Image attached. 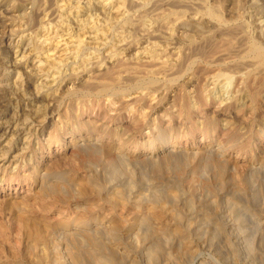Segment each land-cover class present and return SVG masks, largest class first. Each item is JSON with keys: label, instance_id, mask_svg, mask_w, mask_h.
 Here are the masks:
<instances>
[{"label": "bare ground", "instance_id": "bare-ground-1", "mask_svg": "<svg viewBox=\"0 0 264 264\" xmlns=\"http://www.w3.org/2000/svg\"><path fill=\"white\" fill-rule=\"evenodd\" d=\"M25 1L20 6L16 0H0V187L11 183L19 186L17 170L30 163L31 155L37 151L38 140L37 137L32 139V136L34 138L38 132L40 137L44 135L47 153H51L50 145L59 142L53 137L51 143L50 131L44 127L50 120L47 121L48 117L57 114L58 124L55 127L59 129H68L71 125L73 128L72 112L79 103H69L61 108L67 97L97 98L96 102L99 98L103 99L106 101V111L103 110L106 115L108 112L116 115L122 111L120 109L130 113L131 104L137 105L134 106L137 114L136 111L134 114L138 120L134 123L140 121L145 125L147 117L151 118L149 112L164 111V115L170 118L175 105L174 112L181 121L154 126L150 148H142L141 151L142 164L159 174L166 169L156 162L160 156L163 155L164 163L176 164L195 154L193 145L186 149L178 147L185 124L182 121H187L191 114L190 100L181 96L176 107L174 98L170 97L172 105L168 95L165 97L167 90L177 81L192 87L196 74L200 75L198 77L204 74L205 82L215 80L213 85L220 79L225 81L234 76L236 89L230 92L228 98H223V90L221 95V90L217 95L214 92V97L209 95V105L220 116L227 111L226 118H233L237 113L236 108L244 100L241 96L247 89L246 81L256 82L255 89L248 92L250 109L254 108L258 92L264 90V42L259 40L261 37L256 38L247 32L237 9L232 8L235 2L252 7L257 1L264 4V0ZM227 13L230 16H225ZM215 38H220L229 51H218L220 46H215ZM145 42L146 45L143 44ZM172 44L196 49L195 54H200L204 45L214 52L209 62H200L202 65L199 66L200 63L194 62V55L182 54L180 46L175 51L173 49L174 52L170 51L173 52L171 56L167 49ZM235 46L238 53L233 50ZM230 52L236 53L235 58L229 56ZM123 55L130 56L131 60ZM215 58L223 62L214 61ZM241 81L244 82L243 90L239 88ZM87 105L84 103L79 107ZM87 109L90 111V106ZM217 121L213 117L207 120L206 125L214 127L221 143L226 142L233 147L239 140L249 141L251 131L246 130L244 125L241 132L236 125L225 122L221 125ZM248 125L246 123V127ZM108 134L110 138L120 140L125 136L121 128L108 133L101 125L90 127L85 137H79L73 145L93 148L96 152L100 149L101 137ZM154 144L156 147H153ZM222 145L218 141L214 146H207L206 155L211 158L216 180V190L210 196L211 204L207 211L202 204H191L189 196L180 193L176 187L167 188L162 194L158 189L142 194L131 188L126 192L110 185L104 197L106 203L113 208L133 207L138 212L134 224L123 231L122 221L116 216L99 217L95 214L85 220H59L50 234L60 239L68 250L69 264H134L129 249L139 253L141 264H204L198 260L199 251L203 250L214 256L219 264H264V209L260 208L261 213L253 217L245 214L243 206L236 204L239 199H245L254 205V191H244L242 181H228L223 177L228 160ZM112 150L120 161L124 160L123 149ZM53 157L54 160L59 159L56 154ZM247 168L251 174L264 178L260 165L253 163ZM7 169L12 177L6 179L4 174H8ZM38 178L32 180L37 190L57 193L66 189L63 184L58 187L53 185L43 175ZM90 179L86 185L99 193L101 188ZM149 197L154 200L150 202Z\"/></svg>", "mask_w": 264, "mask_h": 264}, {"label": "rangeland", "instance_id": "rangeland-1", "mask_svg": "<svg viewBox=\"0 0 264 264\" xmlns=\"http://www.w3.org/2000/svg\"><path fill=\"white\" fill-rule=\"evenodd\" d=\"M25 2H26L25 0H16V3L19 4L20 6L24 5L22 3ZM254 5L252 7H248V6L246 7L243 4V2L239 1V2H235L232 5V8L237 9L241 20H243L244 22L243 24L246 27V30H248L247 32L250 35L255 36L256 38L261 37L259 38V40L261 42H264V4L261 1H257ZM225 16H230V14L227 13ZM0 36H1V29H0ZM215 43H216L215 46L217 47L220 46L218 51L220 50L221 51L224 50L223 52L229 51L223 45V42L220 38H215ZM143 44L146 45V42ZM172 45H170L169 46L170 48L167 49V52L169 54L171 53V56H173L172 54L175 51V49L179 48L180 46L178 44L177 45L175 44L173 46ZM180 48L182 49L181 50L182 54L187 53L194 55L196 58L194 62H198V63L209 62L210 57L214 52L213 49H209L205 45L203 46L202 52L200 54H195L197 53L196 49L193 50L188 48L186 49L184 45H181ZM233 50L234 51L237 50L236 46L234 47ZM235 52H230L231 54L229 53L230 54L229 56L231 57L233 56L232 58H235L236 56L235 54L238 53V51L236 53ZM123 56L125 59L129 58V60H131L130 56H125V55ZM222 56H220L219 58H223ZM231 57L229 60H231ZM216 60H218V62H223L220 59L215 58L214 61ZM200 65L202 64L200 63L199 66ZM196 75L194 76L195 79L193 77L194 83L192 87L191 86L188 87L187 85L185 86L183 81H177L172 86L173 89L170 88L167 90V92L166 91L163 92L164 94L166 92L165 97L168 95L167 97L169 103L171 102L170 99L174 98L173 102L176 104V107H177V101L181 96H186L185 98H187L188 101L190 100L189 108L191 114L190 117L187 119V121L190 124H192L193 127L190 126L187 123V121L185 122L184 120L182 121L185 124L181 131L182 138L180 140L178 147L180 149H186V147L193 145V148L195 147L194 150L195 154L191 156L188 160H180L181 162L178 161V163L176 164H173L171 162L164 163L165 160L163 158V155L160 156L156 160V162L158 161L157 164L159 166L161 165L164 166V169L166 168L165 169L166 171L164 170V172L162 171L163 173L161 172L159 174H157L155 170H153L150 166H147L144 163L142 164L143 157H141L142 154L141 151L142 148L145 149L150 148L153 142L152 134L155 131L154 126L157 125L166 126V125H170L174 121L175 122L181 121V119L178 118L177 114L175 113L176 109L174 103L171 102L172 105H174L173 106L174 109L172 108V110H174L175 112L172 111L173 113L172 112L170 113L171 114L170 118L169 116L164 115V111L163 112L159 111L158 113H153V114L149 112L150 113L149 116L151 118L147 117V123H146V125L149 123V126H146L144 123L142 124L140 121H138L139 124L138 122H136V124L138 125L137 126L134 123L135 121L138 120L137 118H135L136 116L134 114L136 111L135 107L137 105L131 104L132 108L135 106L133 111L131 105L127 107L128 110L129 108H131L130 113H124L126 109H120L122 110L120 112L121 114L118 113L115 115L111 112H108V115H106V112H103V110L106 111L105 110L106 101H103V99L99 98L98 99L99 101L96 102L95 100H97V98L89 99V98H82L77 96H73L72 98L70 97L65 98L62 102V105L60 106L61 108L66 107L69 103L77 104L78 102L79 106H81L84 103L86 105L89 103V105L87 106L88 107L90 106V111L87 109L88 108L87 106L84 108H80L79 106L78 108L76 107L73 108V112H72L73 113L72 120L74 122L73 128L71 125L70 127H68V129H59L58 127H55L58 124L57 114L48 117L47 121L49 119L50 120L48 121V123H45L44 127H46L45 128L46 130L50 131L51 143L52 141H54V138L59 140V142L55 143V145H50L49 148H51L50 150L51 153H47L48 145L47 143H45V141H43L44 135L40 137L39 136L40 132H38L34 138L32 136V139L34 140H36L35 138L37 137L38 140V146L36 145L37 151H35V153L32 154L33 156L31 155L30 163L25 164V166L23 165L22 167H20L21 169L17 170L16 175L17 178L20 180L19 186H16L13 183H11L9 184V186L3 184L0 187V264H30V263L40 264L41 262H42L41 264H56V263L69 264L70 257L68 250L65 247H63L64 245L60 241V239L51 236L50 234L54 224L59 220H67V218L68 220L70 219L85 220L86 217L88 218L89 215H94V214H95L94 216H99V217L116 216L117 218H119L120 221H122V224L124 226V228L122 229L123 231L127 228H130L134 224L138 212H136V210L133 207H128L125 209L120 207L113 208L109 204H107L104 197H106V189L110 185L115 186V188L122 189L126 192L128 188L129 189L131 188L142 194H148L150 191L154 189L160 190V194H162L163 192L165 193L168 190L167 188L176 187V189L180 193L189 196L191 204H193L194 206L198 204L200 205L202 204L204 207V211L205 210L207 211V209H209L208 207H210L211 204L210 196L212 192L216 190V186H214L216 184V180L211 167L212 164L211 158L207 157L206 151L207 148L210 146V144L214 146V143L218 141L220 142V145L222 144L224 145L223 149H225L226 151L225 158L228 160V166L225 170L226 175L224 174L223 177L225 179L227 178L228 181H234V182L242 181L244 191H249L250 189L251 190L253 189L254 191V196H255L254 197L255 199L253 198L254 205L248 203L247 200L245 199L243 200L239 199L236 202V204L238 206H243L244 208L243 211L246 212L245 214H247L248 216L257 217L261 213L259 209L260 208L264 209V199H263L264 190H262L264 187V184L262 183V179L264 178H261L259 174H251L250 172H248L247 170L249 168H247V166H250L251 164L254 163L260 165L262 170H264V90L262 89L258 92L254 101L256 102L254 108L250 109V101H248L249 100L248 92L253 91L255 89L256 82L254 80L246 81L245 84L248 90L245 88V93L244 92L242 93L243 97L241 96V98H243L244 100L241 99L242 101H240L238 108H236L235 111L237 113L234 115L233 118H226L225 116L228 115L227 111L226 113L223 112L224 115L221 114V116L218 115V113H215L214 107L209 105L210 103L209 97L210 96L212 97V95L214 97L215 96L213 94L214 92H216L215 93L216 95L217 93L219 94L221 92L219 94L221 95L223 94V91H225L223 98H225L226 96H227L226 98H228L230 92L236 89V85H237L236 78L232 76L231 78L225 81H222L220 79L222 82L218 80L213 85L212 83H214L215 80L213 82H211L210 80H208L209 81L208 82L206 80L205 82L206 76H204V74L201 75V77H198L200 75L198 76ZM243 84L244 82L242 83V81L241 83H239V88H241L242 90H243ZM244 95L245 96L247 95L246 96L247 99L245 98ZM201 96L203 97V99H201ZM204 97L206 98V100L208 99L207 102ZM101 103L104 104L102 105ZM213 117L217 119L218 120L217 122L221 125L224 124L225 122V124L228 123V124H232L233 126L236 125L240 129L244 125L246 130L250 129L251 131V136L248 139L249 141L239 140V142L237 144H234L235 146L233 145V147L230 146V144H226V142L221 143V137L219 134L217 135L215 133L214 127H209L208 125H206L207 120L212 119ZM223 117L226 118L227 122L223 120ZM246 123L249 124L247 127H246ZM101 125L105 126V129L108 133H113L115 131L117 132L121 128L123 130V133H125V136L128 139L124 140V138H126L125 136L122 137L121 140L115 138L113 139L109 137L110 136L109 134L105 135V137H101L102 142L100 145V149H98V151L96 152L93 148L91 149L81 148L73 145L77 143V139H80L79 137L81 138L85 137L84 134H86L87 130H89L90 127L96 128ZM193 128L197 130H194ZM242 130L244 129H241L240 131L243 132ZM153 147H156V145L154 144ZM115 148L119 150L123 149L122 151L124 154L123 156L124 160L120 161L117 158L115 151L112 150ZM154 150H157V148ZM154 150H153L154 153L158 152ZM203 153L205 154V156L203 155ZM55 154L59 156L58 157L59 159L54 160L53 155ZM51 156L53 157V159H51L52 158ZM135 156L139 157V159L138 158H137L138 160L134 159ZM47 161H49V164L47 163L46 165ZM206 161L208 164L206 163ZM7 164L8 163H6L5 166H7ZM151 169L153 172H151ZM128 171L132 174L129 173L128 175ZM166 172L169 173L167 174ZM39 175H43V178L48 179L53 185H56L57 187L58 185L63 184L66 189L57 193L54 192L50 193L44 190L41 191L39 189L37 190V188L34 187V183L32 182V180H37ZM245 176H247V178ZM4 177L6 179L12 177V175L9 174V170H8V174H4ZM257 177L258 179H256ZM87 178L88 179L91 178L93 179L94 182H96V184L101 188L100 189L101 194L100 192L99 193L93 192L86 185V182L88 180ZM24 180H26V182H24ZM257 186L259 187V189H257L258 188ZM260 188L262 189L260 190ZM161 197L163 196L161 195ZM149 198H150L149 199L150 202L154 200L153 198L151 199V197ZM228 198H230V200L233 202L230 196H228ZM33 242H35L36 244ZM129 252L133 258L134 264L142 263L139 253L138 254L134 253L132 249H129ZM199 254L200 256H198V258L200 259L198 260L201 261L202 263L204 264L217 263L214 256H211L206 250H203V252L199 251Z\"/></svg>", "mask_w": 264, "mask_h": 264}]
</instances>
